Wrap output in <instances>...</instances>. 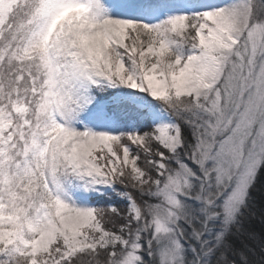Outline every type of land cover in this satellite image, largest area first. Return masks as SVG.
<instances>
[{"label": "snow or ice", "instance_id": "6c2138e0", "mask_svg": "<svg viewBox=\"0 0 264 264\" xmlns=\"http://www.w3.org/2000/svg\"><path fill=\"white\" fill-rule=\"evenodd\" d=\"M264 0H0V264H264Z\"/></svg>", "mask_w": 264, "mask_h": 264}, {"label": "trees", "instance_id": "16d2710c", "mask_svg": "<svg viewBox=\"0 0 264 264\" xmlns=\"http://www.w3.org/2000/svg\"><path fill=\"white\" fill-rule=\"evenodd\" d=\"M252 197L257 210L264 208V172H261L256 179V183L252 189ZM252 227L256 231H260L264 225L261 224L259 218L252 222Z\"/></svg>", "mask_w": 264, "mask_h": 264}]
</instances>
